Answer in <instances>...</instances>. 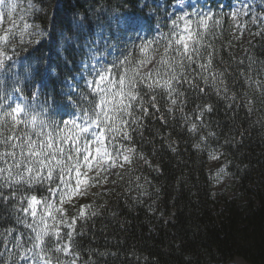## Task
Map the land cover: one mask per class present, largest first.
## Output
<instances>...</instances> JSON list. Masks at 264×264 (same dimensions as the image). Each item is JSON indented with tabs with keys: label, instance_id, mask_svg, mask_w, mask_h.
I'll list each match as a JSON object with an SVG mask.
<instances>
[{
	"label": "trees",
	"instance_id": "16d2710c",
	"mask_svg": "<svg viewBox=\"0 0 264 264\" xmlns=\"http://www.w3.org/2000/svg\"><path fill=\"white\" fill-rule=\"evenodd\" d=\"M36 2L44 11L34 13L30 22L40 25L45 36L38 38L39 43L18 47L17 71L23 74L24 65L39 69V75L33 71L31 78L42 85L40 101L45 96L56 97L61 106L58 110H62L66 103L63 96L68 92L65 81L75 75L83 88L77 70L82 67L81 61L88 59L61 40L63 31L70 33L74 16L87 17L89 40L98 41L100 48L111 54L122 47L124 54L134 51L139 56L138 46L144 40L168 31L165 12L173 13L178 0ZM156 4L162 7L157 9ZM205 4L213 13L223 12L222 24L206 37L215 50L214 67L220 71L228 69L230 90L237 96L247 91L255 103L244 106L237 100L236 105L229 107V101L209 89L205 95H198L185 87L186 113L191 115L198 104H211L214 109L205 114V127L200 133L208 136V147L197 150L193 145L199 135L187 131L178 111L174 110L170 117L165 102L158 97L160 113L149 109L150 115L143 119L139 129L142 135L133 133L134 146L158 170L135 160L117 172L113 187L84 204L72 202L75 208L66 204L70 214L78 212L81 205L91 206L85 209L83 219H77L73 233V250L80 257L78 264H237V257L247 264H264V96L254 88L248 89L239 74L244 72L264 80V26L249 20L247 29L253 36L244 46L236 40V30L228 19L232 1L205 0ZM251 6L255 13H264L262 0H254ZM128 15L137 16L143 24L139 37L116 20ZM257 32L260 34L255 35ZM105 42L110 46L105 48ZM116 57L120 56H112L110 61ZM65 59L69 61L67 65ZM49 65L51 72L46 71ZM73 99L84 103L75 94ZM161 115L164 120L159 118ZM169 144L176 150L172 151ZM213 149L216 153L223 151L226 173L238 181V194L232 198L226 194L214 196L212 192L207 162ZM10 226L27 231L16 225L13 215L0 206V232Z\"/></svg>",
	"mask_w": 264,
	"mask_h": 264
},
{
	"label": "snow or ice",
	"instance_id": "6c2138e0",
	"mask_svg": "<svg viewBox=\"0 0 264 264\" xmlns=\"http://www.w3.org/2000/svg\"><path fill=\"white\" fill-rule=\"evenodd\" d=\"M160 7L156 4L157 9ZM190 7L178 0L174 13L165 12L167 32L144 40L138 46L139 56L133 51L111 61L106 59L109 53L99 47L98 41L89 40L87 17L74 16L70 33L63 31L61 40L88 57L77 70L84 87L75 75L66 80V103L58 110L61 106L56 97L45 96L40 101L42 85L31 78L33 71L39 75V69L24 65L23 74L17 71L18 47L39 43L38 38L45 36L40 25L27 18L44 9L36 0L23 4L21 0H0V206L13 215L16 225L27 230L10 226L0 232V247L4 249L0 264H78L73 233L77 219H83L85 209L91 206L81 205L78 212L70 214L65 205L75 208L72 200L83 190L82 186L98 183L102 174L117 166H131L139 160L158 170L133 141V133L142 135L139 129L150 115L149 109L160 113L158 97L165 102L170 117L174 110L178 111L187 131L199 135L193 145L197 150L208 147V136L200 133L205 127V114L214 109L211 104H198L191 115L186 113L185 87L198 95H205L209 89L229 101V107L236 105L237 100L244 106L255 103L247 91L237 96L230 90L228 69L220 71L214 67L215 50L206 37L222 24L223 12L213 13L211 8L192 12L187 10ZM14 14L16 19H12ZM6 18L7 27L2 23ZM228 19L240 35L249 20L264 26V13H255L243 0L228 13ZM116 20L137 37L143 30L135 15L118 16ZM109 46L105 42V48ZM64 62L69 63L67 59ZM52 70L51 65L46 69ZM239 74L248 89L254 88L264 96V80L244 72ZM73 94L84 103L74 100ZM159 118L164 120L163 115ZM208 135L214 137L215 133ZM169 147L176 150L171 144ZM209 155L211 159L220 158L214 149ZM225 171L222 166L218 177Z\"/></svg>",
	"mask_w": 264,
	"mask_h": 264
},
{
	"label": "rangeland",
	"instance_id": "374dc122",
	"mask_svg": "<svg viewBox=\"0 0 264 264\" xmlns=\"http://www.w3.org/2000/svg\"><path fill=\"white\" fill-rule=\"evenodd\" d=\"M205 0H183L184 4H190L191 7L188 8V11L195 12L197 9H202L203 11L207 12L210 7H207L204 5ZM230 1V0H228ZM242 0H233L232 4L229 5V12L236 9L240 6ZM244 3L252 4L254 0H243ZM21 3H26L24 0H21ZM178 2L176 3V5ZM176 5L173 8V12L176 11ZM19 12V9L17 10V14ZM17 14H14L12 19L17 18ZM29 20V18H27ZM244 19V18H243ZM3 25L7 27L9 25V20L5 19L3 20ZM242 35L239 34V32L235 31V38L236 40H239L242 42L243 45H246L248 41L252 39V34L249 33L248 29H242ZM109 55H107L106 59L110 61L112 56H121L125 53V48L119 47L116 50H113L110 54V51H108ZM217 155H219V159H211L208 162V169L211 172V175L214 176L218 170L223 166L226 167V160L221 152H219ZM127 164L124 165V167H115L110 169L107 173L102 174V181L99 182L96 186L90 187L87 184L82 186V191L79 195L76 196L74 199L76 202L84 204L87 201L92 200L95 195L101 191L107 190L115 185V177L118 171L125 168ZM89 176H95V173H89ZM237 184L238 182L236 179H234L230 175H220V178L213 184V192L215 195L222 196L223 194H226L228 197H233L237 194ZM65 208H67L65 206ZM234 263L237 264H247L244 259L242 258H236Z\"/></svg>",
	"mask_w": 264,
	"mask_h": 264
},
{
	"label": "bare ground",
	"instance_id": "6f19581e",
	"mask_svg": "<svg viewBox=\"0 0 264 264\" xmlns=\"http://www.w3.org/2000/svg\"><path fill=\"white\" fill-rule=\"evenodd\" d=\"M227 1H228V0H227ZM204 5H205V6H208V5L205 4V1H204ZM208 7H209V6H208ZM250 34H251V33H250ZM252 36H253V35H252ZM219 152H221V153L223 154V151H222V150H220ZM219 152H217L216 154H218ZM223 156H224V154H223ZM224 158H225V156H224ZM210 160H211V158H210ZM210 160H209V161H210ZM225 160H226V158H225ZM209 161H208V162H209ZM208 162H207V169H208ZM226 165H227V161H226ZM225 169H226V167H225ZM208 170H209V169H208ZM209 172H210V171H209ZM217 173H218V172H217ZM217 173H216L214 176H212V175H211V172H210L211 178H212V180H213V184H214V183L220 178V176L218 177ZM225 175H230V174H227L226 171H225ZM230 176H232V175H230ZM232 177H233V176H232ZM233 178H234V177H233ZM234 179H235V178H234ZM236 181H237V180H236ZM237 182H238V181H237ZM236 190H237V194H238V184H237V188H236ZM212 192H213V186H212ZM213 194H214V192H213ZM237 194H236V195H237ZM214 196H218V195H215V194H214ZM233 197H234V196H233ZM229 198H232V197H229Z\"/></svg>",
	"mask_w": 264,
	"mask_h": 264
}]
</instances>
